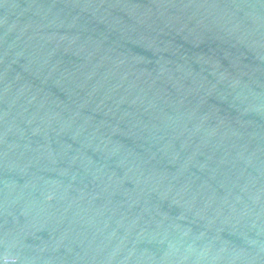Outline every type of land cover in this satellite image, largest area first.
<instances>
[{"label": "water", "instance_id": "water-1", "mask_svg": "<svg viewBox=\"0 0 264 264\" xmlns=\"http://www.w3.org/2000/svg\"><path fill=\"white\" fill-rule=\"evenodd\" d=\"M0 264H264V0H0Z\"/></svg>", "mask_w": 264, "mask_h": 264}]
</instances>
